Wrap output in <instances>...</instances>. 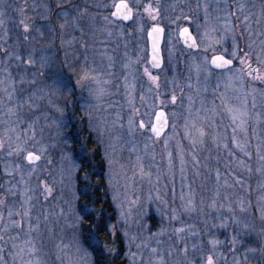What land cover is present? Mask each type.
I'll use <instances>...</instances> for the list:
<instances>
[{
  "label": "rangeland",
  "instance_id": "obj_1",
  "mask_svg": "<svg viewBox=\"0 0 264 264\" xmlns=\"http://www.w3.org/2000/svg\"><path fill=\"white\" fill-rule=\"evenodd\" d=\"M163 10L172 34L195 28L200 49L170 36L165 64L154 70L139 26L130 41L120 39L103 17L97 40L81 38V3L0 0V264H22L21 247L33 264H95L84 235L92 208L82 196L96 155L127 264H207L209 256L213 264H264V81L253 79L264 76V0H167ZM216 52L234 66L213 70ZM84 70L96 79L78 84ZM159 108L170 126L156 138ZM228 108L247 112L246 133ZM186 124L193 138L196 128L206 132L202 144L191 142ZM233 127L250 157L235 147ZM30 152L37 162L27 161ZM9 211L21 226H11Z\"/></svg>",
  "mask_w": 264,
  "mask_h": 264
},
{
  "label": "flooded vegetation",
  "instance_id": "obj_2",
  "mask_svg": "<svg viewBox=\"0 0 264 264\" xmlns=\"http://www.w3.org/2000/svg\"><path fill=\"white\" fill-rule=\"evenodd\" d=\"M75 3H81V30L83 33H81V38L85 37V35H94V40H97V37H99L98 29L100 28V20L103 17H107L112 21V25L115 28L116 35H121L120 39L129 40L132 38L133 33H138L137 28L140 27L141 30H143L142 33L145 35V42L147 45V53L149 57V65L154 70L161 69L165 64V54H166V48H170L172 45V38L173 40L176 39L180 47L187 51H198L200 49L199 44V33L195 30V28L191 24H184L178 33L172 34L170 31V25L167 24L164 21V10H163V4L167 0H124L125 3L128 4L129 8H131L132 15L129 19H124L123 16H114L113 13L116 12V7L114 5L119 4L121 0H73ZM151 5V13L148 11H145L148 6ZM66 6L60 7L65 8ZM63 20H65L63 18ZM62 22V20H61ZM134 25H136L134 27ZM160 26L164 29V41L162 44V56H163V65L160 68H155L150 63V47H149V32L153 27ZM95 27V30H94ZM188 28L190 32L192 33L193 37L195 38L198 48L194 49L188 46H185L181 42L180 34L183 28ZM121 32V34L119 32ZM84 32H87L86 34ZM99 35V36H98ZM97 36V37H96ZM172 38H171V37ZM174 40V41H176ZM90 45V43H87ZM108 46L111 45V42H108ZM86 46V44H85ZM216 53H222V52H216ZM214 53V54H216ZM212 54L211 57L214 55ZM226 55L227 57L231 58L230 55H227L225 53H222ZM210 57V59H211ZM233 59V58H232ZM234 64L235 60L233 59ZM210 64V61H209ZM233 64V66H234ZM210 67L218 71L219 69L213 68L211 65ZM173 101V99H172ZM163 109V108H159ZM165 110V109H164ZM166 111V110H165ZM167 112V111H166ZM168 115V112H167ZM155 117V115H154ZM169 119V115H168ZM154 121V118H153ZM153 125V123H152ZM151 125V126H152ZM151 126H150V132H151ZM169 126H170V119H169ZM141 127V125H140ZM143 128V127H141ZM147 125L145 124V127L143 129H146ZM152 134V133H151Z\"/></svg>",
  "mask_w": 264,
  "mask_h": 264
},
{
  "label": "trees",
  "instance_id": "obj_3",
  "mask_svg": "<svg viewBox=\"0 0 264 264\" xmlns=\"http://www.w3.org/2000/svg\"><path fill=\"white\" fill-rule=\"evenodd\" d=\"M94 164L95 170L91 172L92 168H89L90 164L87 162L86 173L90 176L91 182L87 192L82 196L92 208V212L85 217V241L92 250L95 264H127L124 240L118 232L112 233L110 230V224L115 221V210L107 192L104 178L105 165L98 155ZM88 235L93 236L95 241H92Z\"/></svg>",
  "mask_w": 264,
  "mask_h": 264
},
{
  "label": "snow or ice",
  "instance_id": "obj_4",
  "mask_svg": "<svg viewBox=\"0 0 264 264\" xmlns=\"http://www.w3.org/2000/svg\"><path fill=\"white\" fill-rule=\"evenodd\" d=\"M59 7V5H57ZM116 7V12L113 13L114 16H123L124 19H129L132 15V11H131V8H129L128 4L124 2V0H121V2L119 4H116L114 5ZM145 11H148L149 13H151V5L148 6V8L145 9ZM2 14V13H0ZM65 16H67V13H65ZM104 19H107V17H105ZM21 23H23V21H21ZM61 27H64V25H61ZM28 26L25 25V30H27ZM185 34H187L188 30L187 29H184L183 30ZM153 32H162V29H159V28H154L153 29ZM192 46H195V40L193 38V42H192ZM233 57L236 56V52H233L232 53ZM247 53L245 54V56L247 57ZM257 59H260V57L258 56ZM153 60L155 62L156 60V57H155V45H154V56H153ZM214 64H216L217 67H220V68H224V67H227L229 65L232 64V60H228V59H225L224 57L220 56V57H216L214 58V60L212 61ZM262 63H264V60H261ZM28 63L31 64L33 63V61L31 59L28 60ZM240 63L241 64H245L246 63V60L245 59H241L240 60ZM247 67L248 68H251V63L248 62L247 63ZM147 71V70H145ZM253 71L259 73V69H254ZM248 75L249 76H252V72H248ZM151 79H153L154 81L156 80V77H150ZM88 79H93L95 80L96 77L94 76H90L89 75V72L87 70H84L83 72V75L81 76L80 80H77V83H81V81H86ZM253 79H257V80H261V81H264V76H261L259 74H257L256 76L253 77ZM99 82V81H97ZM5 83V81H0V84H3ZM61 85V80L59 79V77H57L56 79L53 80V86L59 90V87ZM3 91H5L7 93V99L9 101L12 100L13 98V93L12 92H9L7 88H4ZM14 91V89H13ZM101 93L103 92V90L101 89L100 90ZM173 102L175 101V96H173ZM230 113H232L231 115V119L234 123L237 124V127L246 133V128H245V117L247 116V112L246 111H241L239 109H233V108H228L227 109ZM8 113L11 115V114H14V109L12 108H9L8 109ZM161 116H163V113L160 114ZM158 122H159V117H158ZM131 123V121H130ZM165 124H166V121H165ZM141 127H143V124L141 123ZM192 127L195 128V122H192ZM237 127H233L232 128V133H233V142L235 144V147L240 149L245 156H248L250 157L251 156V153L247 152L246 150V145H247V141L245 140L244 143H241L237 138H236V132H237ZM185 129H186V133L189 135L190 139H191V142L193 144H196L197 142L199 143H203V138L205 137L206 135V132L202 129V128H196V132H197V137L193 138L191 136V133L188 132V124L185 125ZM157 136L160 135L161 131H162V128L161 127H154L152 129ZM8 131H15V129H6L5 130V133H7ZM217 139L216 137H214V140ZM4 139L2 137H0V148H3L4 147ZM225 148L228 147L227 144H224L223 145ZM257 154L259 156V160L261 162V168L260 169H257L258 171H264V155H260V146L258 145L257 146ZM40 157L35 155L34 153H28V156H27V159L30 161V162H35L36 160H38ZM181 163L183 164V159H181ZM241 165L244 164V161H240L239 162ZM249 171H251V169H248ZM217 176H219V173H217ZM49 192L51 191L50 189H47ZM3 201L0 200V204H2ZM13 213L11 211L8 212V217H9V220H10V224L11 226H15V227H19L21 226V223L20 221H13L11 220V217H12ZM4 219L3 215L0 214V222H2ZM243 228L247 229L248 228V225L247 224H244L242 225ZM3 239V236H0V240ZM25 243H28L27 241ZM215 243V242H213ZM13 247H16V245H13ZM29 251V254H31V252H34V249H30L28 250ZM153 251L155 252L156 250L153 249ZM185 251H187V249H185ZM24 253H25V249L24 248H19L16 255H18L21 259V262L22 264H33L32 261H25L24 260ZM0 261H2V258H0ZM161 264H163V262H161ZM207 264H213V259L211 256H209L207 258Z\"/></svg>",
  "mask_w": 264,
  "mask_h": 264
},
{
  "label": "water",
  "instance_id": "obj_5",
  "mask_svg": "<svg viewBox=\"0 0 264 264\" xmlns=\"http://www.w3.org/2000/svg\"><path fill=\"white\" fill-rule=\"evenodd\" d=\"M154 28L162 29V32H153ZM184 29L188 30L187 34L184 33V31H183ZM180 38H181V42L185 46H188V47H191L194 49L198 48V44H197L195 38L193 37L192 33L190 32V30L187 27L182 29L181 34H180ZM193 38L195 40V46H192ZM163 41H164V29H163V27H160V26L153 27L149 32V47H150V63L155 68H160L163 65V56H162ZM154 45H155V57H156L155 62L153 60ZM220 56L224 57L225 59L232 60V64L227 66V67H224V68L217 67L216 64H214L212 61L214 60V58L220 57ZM233 64H234L233 59L227 57L226 55H224L222 53H216L210 59V65L215 69H226V68L232 67ZM161 113H163V116L160 115ZM158 117H159V122H158ZM165 121H166V124H165ZM141 123L143 124V128H144L145 123L140 122V125H141ZM154 127H161L162 128V131H161L159 136H157L156 133L152 130ZM168 128H169V119H168L167 112L164 109H158L155 113L153 125L151 126L152 135L156 138L162 137L165 134V132L168 130ZM31 153H34V152H31ZM35 155H37V154H35ZM38 160H36L35 162H37ZM27 161L30 162L28 159H27ZM31 163H34V162H31Z\"/></svg>",
  "mask_w": 264,
  "mask_h": 264
}]
</instances>
